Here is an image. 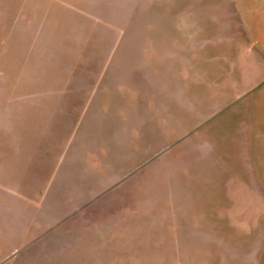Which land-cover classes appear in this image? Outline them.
<instances>
[{
    "label": "rangeland",
    "instance_id": "rangeland-1",
    "mask_svg": "<svg viewBox=\"0 0 264 264\" xmlns=\"http://www.w3.org/2000/svg\"><path fill=\"white\" fill-rule=\"evenodd\" d=\"M0 264H264V0H0Z\"/></svg>",
    "mask_w": 264,
    "mask_h": 264
}]
</instances>
